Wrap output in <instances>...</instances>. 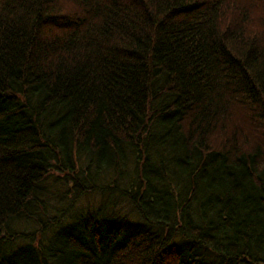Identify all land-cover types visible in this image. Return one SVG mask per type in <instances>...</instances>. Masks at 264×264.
<instances>
[{"label": "trees", "instance_id": "16d2710c", "mask_svg": "<svg viewBox=\"0 0 264 264\" xmlns=\"http://www.w3.org/2000/svg\"><path fill=\"white\" fill-rule=\"evenodd\" d=\"M0 264H264V0H0Z\"/></svg>", "mask_w": 264, "mask_h": 264}, {"label": "rangeland", "instance_id": "374dc122", "mask_svg": "<svg viewBox=\"0 0 264 264\" xmlns=\"http://www.w3.org/2000/svg\"><path fill=\"white\" fill-rule=\"evenodd\" d=\"M83 200H85L86 202L81 203V202H82V200H81V201L79 202V205L82 206V205H86L87 203L92 204V203L96 202L97 198L94 197V196H89V197H87V198H85V199H83ZM121 212H122V211H121ZM28 230H30V229H28ZM23 231H24V232L27 231V228H24Z\"/></svg>", "mask_w": 264, "mask_h": 264}]
</instances>
